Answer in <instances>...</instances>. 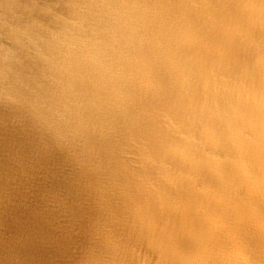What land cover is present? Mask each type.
<instances>
[{"label": "bare ground", "instance_id": "bare-ground-1", "mask_svg": "<svg viewBox=\"0 0 264 264\" xmlns=\"http://www.w3.org/2000/svg\"><path fill=\"white\" fill-rule=\"evenodd\" d=\"M243 1L0 0V264H139L146 246L154 259L143 235L155 240L160 224L139 205H173L157 193L188 207L157 215L202 223L204 183L223 191L228 170L205 151L235 150L203 120L233 109L240 91L226 79L251 69L236 55L256 56L228 49L239 29L225 23L247 20ZM170 139L182 153L167 152Z\"/></svg>", "mask_w": 264, "mask_h": 264}, {"label": "rangeland", "instance_id": "rangeland-1", "mask_svg": "<svg viewBox=\"0 0 264 264\" xmlns=\"http://www.w3.org/2000/svg\"><path fill=\"white\" fill-rule=\"evenodd\" d=\"M242 4L249 8L245 16L247 20L228 19L229 21L225 23V26L231 28L235 26L239 29L238 32L230 30L231 35L236 39L233 45L229 42L228 49L232 50V54L238 51L244 56L241 45H237L236 41L255 51L253 55L256 54V56H248L246 59V55L242 58L236 55V58L243 64L250 63L251 69L246 67L247 76L240 75L238 79H226L233 89L240 91V94L235 93L226 99V101L231 99L232 104L234 101L233 109L214 112L212 101L206 96L202 97L203 105L213 111L210 115L215 120L210 122L204 119L203 124H207L203 127L204 131H201L208 134L211 139L214 138L221 146H232L235 149L234 152L231 149L223 153L220 152L222 147H219L218 151H205V156L228 166L227 174L222 179V190L225 189L218 193V187L204 183L203 191L211 192L212 196L203 205L200 201L195 205V207L202 206L199 213L203 224L191 218L187 227L181 218L175 216L163 218L156 214L155 208L163 207L171 211L176 206L187 214V205L178 203L175 195L170 198L164 194L165 192L155 194L161 200H169L173 203L170 206L154 203L153 206L152 204L150 206L140 204L139 208L142 211L145 208L149 210L151 216L149 220L154 224H160V227L156 229L150 225L153 228H150L152 232H155V240L154 236L149 233L143 235V238L149 242V246L155 248L157 257L152 259L154 253L148 252L147 246L143 250L137 248L135 249L136 254L141 255L143 260L139 264H264V0H245ZM235 6L237 8L238 4L235 3ZM83 37L89 39L91 43L101 42L104 39ZM216 47L219 48L218 45ZM185 78L187 76H182L179 80ZM194 84L196 85L195 82ZM191 95L196 101L201 97L199 93L190 92L189 96ZM196 101L193 103L190 101L193 110L196 109ZM182 114L178 117L180 123L184 122ZM220 125L224 128L217 129ZM170 140L173 141V145L167 147V152L177 149L178 151L174 152L182 153V146H178L175 139ZM195 141L199 142V139ZM214 146L217 147L215 144ZM165 164L171 166L173 163L169 165L166 162ZM173 172V176L181 179L188 176L176 170ZM222 174H224L223 171L220 172V175ZM167 175L165 173L164 178L168 177ZM202 178L207 177L202 175ZM154 180L151 179V182ZM154 186L157 188L158 184ZM170 219L176 221L177 225H169ZM164 233L174 235L175 238L172 242H168L163 239ZM184 234L187 239L186 243L180 242ZM176 236H179L177 241ZM161 247L174 250L178 254H175L178 259L159 260L162 254L159 250Z\"/></svg>", "mask_w": 264, "mask_h": 264}]
</instances>
